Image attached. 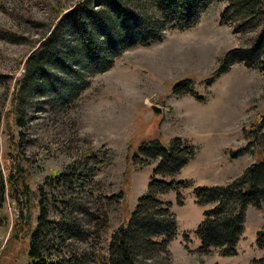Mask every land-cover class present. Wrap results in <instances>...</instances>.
<instances>
[{
  "label": "rangeland",
  "instance_id": "1",
  "mask_svg": "<svg viewBox=\"0 0 264 264\" xmlns=\"http://www.w3.org/2000/svg\"><path fill=\"white\" fill-rule=\"evenodd\" d=\"M80 2L0 0V74L8 76L6 87L0 88V264L26 262L28 233L21 231L31 203L37 205L33 195L42 187L49 191L46 178L73 165L92 170L93 182L84 178L77 198L82 212L96 219L107 214L100 252L107 255L112 234L148 193L160 159H146L139 148L141 142L153 139L167 144L180 139L194 150L179 175L164 179L175 189L159 196L171 205L178 225L169 246L170 264H264V250L257 246L258 232L264 228V207H248L236 255L223 256L218 250L200 254L202 244L196 234L210 208L197 203L196 188L224 186L240 178L254 163L256 146L264 149L260 122L264 119V72L235 64L207 83L225 55L249 46L252 35L235 34L234 26L221 24L226 2L218 0L194 28L168 30L162 43L125 52L102 74L82 72L78 88L65 100L54 98L43 78L22 94L17 92L15 83L24 74L27 58L59 21L55 10L67 13ZM63 35L68 45L76 40ZM51 73L61 82L66 79L61 72ZM193 75L197 77L190 85L193 95L175 94V85ZM8 152L13 153L10 158L15 166L19 165L11 177L17 187L13 195L6 184ZM127 175L131 180L128 212L117 200L105 198L121 192ZM33 215L36 220L37 213ZM90 218L82 216L83 225L95 231L100 220L92 223Z\"/></svg>",
  "mask_w": 264,
  "mask_h": 264
},
{
  "label": "trees",
  "instance_id": "2",
  "mask_svg": "<svg viewBox=\"0 0 264 264\" xmlns=\"http://www.w3.org/2000/svg\"><path fill=\"white\" fill-rule=\"evenodd\" d=\"M216 1L81 0L67 13L56 9L59 21L48 38L40 45L38 43L27 58L24 74L15 83L17 92L22 94L43 78L51 95L65 100L78 88L82 72L102 74L110 70L125 52L162 43L166 31L194 28ZM223 1L226 7L221 14V24L232 25L235 34H250L252 38L249 46L231 50L225 55L208 85L229 72L235 64L264 72V0ZM64 33L74 36L75 42L66 44ZM51 70L58 74L61 72L66 79L61 82V78ZM196 78L193 75L175 85V94L193 95L190 85ZM7 81L8 76L0 74V88L6 87ZM88 85H84V90ZM17 122L24 128L21 118ZM260 122L264 126V119L261 118ZM249 145L244 149L246 153ZM139 150L146 159L160 161L148 193L139 199L136 210L129 218L126 214L124 222L112 234L107 255L100 254L104 250L106 231L103 230L108 222L107 214L98 218L100 227L89 231L83 225L82 216L91 217L92 223L98 219L87 211L82 212L77 198L84 178L93 182L92 170L85 171L73 165L46 178L45 186L49 191L42 187L34 193L37 205L31 203L28 220L21 231L28 233L24 251L26 262L23 264H145L148 260H157L155 264H170L169 246L177 235L178 225L171 205L159 196L175 189L173 183L164 179L179 175L194 157V150L180 139L169 144L160 139H153L150 143L143 141ZM12 154L8 152L5 162L10 195L17 189L11 177L15 167L19 166H15L16 161L10 158ZM254 155V163L240 178L224 186L196 188L197 203L210 206L196 231L202 244L200 254L218 250L223 256L236 255V247L245 232L248 207L263 210L264 149L257 145ZM137 159L138 156H134V160ZM1 182L4 187L3 177ZM22 185L30 194L28 185L24 181ZM130 188L131 180L127 175L121 192L105 198L111 202L117 200L128 212ZM33 213H37L36 220ZM257 246L264 250V228L258 232Z\"/></svg>",
  "mask_w": 264,
  "mask_h": 264
},
{
  "label": "water",
  "instance_id": "3",
  "mask_svg": "<svg viewBox=\"0 0 264 264\" xmlns=\"http://www.w3.org/2000/svg\"><path fill=\"white\" fill-rule=\"evenodd\" d=\"M153 110L156 114H161V112H162V110L157 106H153Z\"/></svg>",
  "mask_w": 264,
  "mask_h": 264
}]
</instances>
